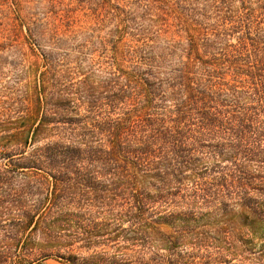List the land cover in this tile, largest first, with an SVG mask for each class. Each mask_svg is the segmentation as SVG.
Here are the masks:
<instances>
[{
	"label": "trees",
	"instance_id": "obj_1",
	"mask_svg": "<svg viewBox=\"0 0 264 264\" xmlns=\"http://www.w3.org/2000/svg\"><path fill=\"white\" fill-rule=\"evenodd\" d=\"M147 1L0 10V264H264V0Z\"/></svg>",
	"mask_w": 264,
	"mask_h": 264
},
{
	"label": "rangeland",
	"instance_id": "obj_2",
	"mask_svg": "<svg viewBox=\"0 0 264 264\" xmlns=\"http://www.w3.org/2000/svg\"><path fill=\"white\" fill-rule=\"evenodd\" d=\"M150 3L147 0H0V10H22L25 13L33 14L31 21L25 26L33 30L41 27L45 22V12H72L74 25L72 27L74 34H85L87 37L95 34L93 30L98 27V21L95 13L104 10L124 9L130 12H139L145 10ZM110 27L107 29L109 30ZM29 43L39 46V42L29 38L26 40V48ZM27 49H25L26 51ZM30 64L24 56V49L19 46L6 45L0 43V93L4 92L6 87H14L15 90L25 89L31 78ZM5 248V238L0 234V252ZM115 250H110L108 257L114 255ZM94 253L89 251L86 257H92ZM41 264H59L54 260H48ZM126 264H132L130 261Z\"/></svg>",
	"mask_w": 264,
	"mask_h": 264
}]
</instances>
